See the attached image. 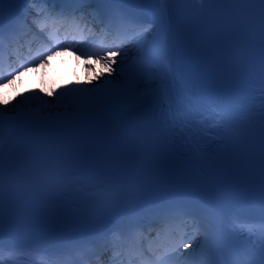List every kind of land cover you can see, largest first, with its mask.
<instances>
[{"label":"snow or ice","instance_id":"1","mask_svg":"<svg viewBox=\"0 0 264 264\" xmlns=\"http://www.w3.org/2000/svg\"><path fill=\"white\" fill-rule=\"evenodd\" d=\"M6 2L13 0H0V51ZM14 2L53 6L37 25L41 32L48 29L53 44L61 27L83 34L84 6L96 4L89 15L106 35L113 34L107 47L117 51L91 50L101 63L89 77V83L99 81L94 86L70 82L47 93L29 88L18 93L27 109L19 101L9 109L12 102L0 98V257L65 264L42 244L3 243L5 161L16 150L5 145L4 132L27 128V148L55 174L61 195L81 197L89 188L118 185L104 211L90 219L98 223L131 209L121 227L103 238L101 248L111 256L102 264H175L181 256L184 264L192 256L198 264H264V0ZM22 27L10 21L9 40ZM48 52L56 54L51 47ZM24 70L5 83L11 85ZM114 71L118 78L111 76ZM33 99L39 101L36 108ZM120 167L139 168L140 174L127 182L87 183ZM18 190L9 187V195ZM240 236L250 241L245 249L232 246ZM223 252L228 256L218 262Z\"/></svg>","mask_w":264,"mask_h":264},{"label":"bare ground","instance_id":"2","mask_svg":"<svg viewBox=\"0 0 264 264\" xmlns=\"http://www.w3.org/2000/svg\"><path fill=\"white\" fill-rule=\"evenodd\" d=\"M133 51L132 49L129 50L130 52ZM76 56V60L74 64L70 63L68 60L66 53L57 51L55 55L56 57H59L63 59V63L61 64L60 68L53 70L48 65V58L46 61H41L36 65L28 67L26 70L20 72L18 76H16V79L13 80L11 85H8L6 83H3L0 85V98L6 97L9 101L12 103L8 104L6 107L9 109H12L17 101L20 102V105H26L24 103V98L18 96V93H25L29 88L35 89V88H43L44 93L53 91V87L56 84V80L60 78L62 74H69L75 76L79 82H83L87 85H95L98 80H92L91 83H89V77L96 75V73L101 68V63L98 62L97 58H83L81 55H79V52H73ZM123 56V53H120V56L116 57L117 64L113 65V68L115 69L116 66L119 63L120 57ZM89 65H95L94 68H90ZM29 70L30 74L26 75V71ZM32 74V77L28 79L29 75ZM108 75L107 73L105 74ZM116 75V72L114 71L111 76ZM12 78V77H11ZM9 78V79H11ZM103 79V78H101ZM40 95H43V93H40ZM14 97L16 99H14ZM46 100H55L54 96H44ZM39 105V101L36 99L32 100L31 106ZM0 107H5L4 105H0ZM188 250H186L187 252ZM184 264V262L182 263ZM191 264V263H190Z\"/></svg>","mask_w":264,"mask_h":264}]
</instances>
